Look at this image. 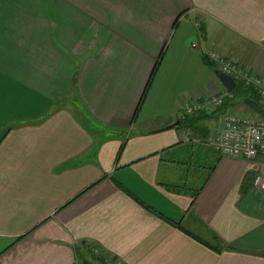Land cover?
<instances>
[{
	"label": "crops",
	"instance_id": "0c3cea01",
	"mask_svg": "<svg viewBox=\"0 0 264 264\" xmlns=\"http://www.w3.org/2000/svg\"><path fill=\"white\" fill-rule=\"evenodd\" d=\"M214 50L264 78V0H0V264H264V157L213 146L256 113L182 119Z\"/></svg>",
	"mask_w": 264,
	"mask_h": 264
},
{
	"label": "built area",
	"instance_id": "2783aa9c",
	"mask_svg": "<svg viewBox=\"0 0 264 264\" xmlns=\"http://www.w3.org/2000/svg\"><path fill=\"white\" fill-rule=\"evenodd\" d=\"M193 49L201 50L196 41ZM203 53L207 59L217 65V70L232 77L236 82H242L245 88H252L259 98L264 101V78H255L243 69V66L233 59L225 60L218 50ZM230 93L226 92L219 97L207 98L203 102L195 101L192 106L185 109L182 119L194 116L201 112H210L221 108ZM243 117L228 113L223 120V130L213 140V146L222 158H236L255 160L264 157V117L254 115ZM254 190L262 195L264 206V174H259L254 181Z\"/></svg>",
	"mask_w": 264,
	"mask_h": 264
},
{
	"label": "trees",
	"instance_id": "16d2710c",
	"mask_svg": "<svg viewBox=\"0 0 264 264\" xmlns=\"http://www.w3.org/2000/svg\"><path fill=\"white\" fill-rule=\"evenodd\" d=\"M162 57H163V55L161 56V58H160V61L162 60ZM158 62L157 63V65L155 66V68H154V71H153V73H152V75H151V77H150V80H149V82H148V84H147V87H146V89H145V92H144V94H143V97H142V99H141V101H140V104H139V106H138V108H137V111H136V113H135V118L136 117H138V115H139V113H140V111H141V109H142V107H143V105H144V103H145V101H146V99H147V96H148V94H149V91H150V89H151V87H152V85H153V82H154V80H155V77H156V75H157V73H158V70H159V67H160V63L161 62ZM248 90V89H247ZM246 89H245V91H243V89H242V86H240L238 83H237V86H236V88L234 89V91L230 94L231 95V97H232V99H231V101L230 102H232V101H234V100H236V99H243V101H245L246 99H250V100H253V101H255V102H257V103H259V104H261L263 107H264V105L262 104V103H260L259 102V100H261L260 98H259V96L257 95V94H254V93H252V92H248ZM240 91L242 92H244V93H240ZM228 102V101H227ZM224 103V105L221 107V110H224V109H226L228 106H229V104L228 103ZM185 123L184 121H181V123ZM215 239V242H216V246L214 245H208L207 244V246H209L211 249H213L214 251H216V252H222L224 249H230V247H227V246H224L223 245V243L221 242V241H219L218 239H216V238H214ZM232 249V248H231ZM87 263V262H86ZM85 263V264H86ZM100 264H105V262H101Z\"/></svg>",
	"mask_w": 264,
	"mask_h": 264
},
{
	"label": "water",
	"instance_id": "95a60500",
	"mask_svg": "<svg viewBox=\"0 0 264 264\" xmlns=\"http://www.w3.org/2000/svg\"><path fill=\"white\" fill-rule=\"evenodd\" d=\"M215 75L218 78V80L221 82L223 87L229 93H232L234 91V89L237 86V83L232 77L226 76L225 74H223L219 70H216ZM244 103L248 107H250L257 115H259L261 117H264V107L261 104L255 102L253 100H250V99H246L244 101ZM178 127H180V122H177L176 124H173L168 129L172 130V129H175V128H178Z\"/></svg>",
	"mask_w": 264,
	"mask_h": 264
},
{
	"label": "rangeland",
	"instance_id": "374dc122",
	"mask_svg": "<svg viewBox=\"0 0 264 264\" xmlns=\"http://www.w3.org/2000/svg\"><path fill=\"white\" fill-rule=\"evenodd\" d=\"M259 102L260 103H262L263 105H264V101H262V100H259ZM238 104H240V105H242V102H238ZM242 106H245L244 104L242 105ZM246 107V106H245ZM247 108V107H246ZM251 113V112H250ZM254 113H252L251 115H253ZM253 117H255L254 115H253Z\"/></svg>",
	"mask_w": 264,
	"mask_h": 264
}]
</instances>
